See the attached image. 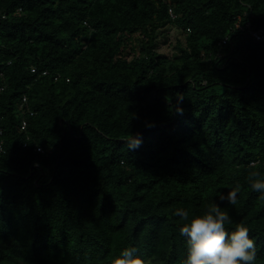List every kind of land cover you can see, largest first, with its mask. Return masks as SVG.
Wrapping results in <instances>:
<instances>
[{
	"label": "trees",
	"instance_id": "obj_1",
	"mask_svg": "<svg viewBox=\"0 0 264 264\" xmlns=\"http://www.w3.org/2000/svg\"><path fill=\"white\" fill-rule=\"evenodd\" d=\"M248 21L264 26V0H0V264H111L132 246L182 264L175 210L214 199L264 264V43ZM236 184L235 205L218 199Z\"/></svg>",
	"mask_w": 264,
	"mask_h": 264
},
{
	"label": "clouds",
	"instance_id": "obj_2",
	"mask_svg": "<svg viewBox=\"0 0 264 264\" xmlns=\"http://www.w3.org/2000/svg\"><path fill=\"white\" fill-rule=\"evenodd\" d=\"M182 100L183 95H177V103ZM176 112L182 114L183 109L178 107ZM125 142L128 150L138 149L143 142L142 135L129 132V138ZM250 187L264 200V179L251 181ZM240 191V185L236 184L226 194L220 192L218 199L235 205ZM174 214L183 222L179 234L186 239V255L182 264H254L257 257L256 238L250 235V230L244 223L229 228L233 224L232 217L215 199L200 213H190L184 208H178ZM111 264L146 262L138 248L132 246L120 250Z\"/></svg>",
	"mask_w": 264,
	"mask_h": 264
},
{
	"label": "built area",
	"instance_id": "obj_3",
	"mask_svg": "<svg viewBox=\"0 0 264 264\" xmlns=\"http://www.w3.org/2000/svg\"><path fill=\"white\" fill-rule=\"evenodd\" d=\"M170 14L172 16V18L176 17V14L174 13L173 9L170 8ZM236 28L241 29L242 31H245L246 33H248L255 42L258 43H264V26L259 27L258 29H252L251 28V22L248 21L245 24H242L241 22H238L236 24ZM226 40H224L225 42ZM26 100V98H24V101ZM1 120V117H0ZM26 125V120L23 119V128ZM0 150H2V145L0 144ZM39 150H41V148H39Z\"/></svg>",
	"mask_w": 264,
	"mask_h": 264
},
{
	"label": "rangeland",
	"instance_id": "obj_4",
	"mask_svg": "<svg viewBox=\"0 0 264 264\" xmlns=\"http://www.w3.org/2000/svg\"><path fill=\"white\" fill-rule=\"evenodd\" d=\"M162 32L164 34L162 35V43L159 47V51L168 56L174 52V42L176 41L177 35L181 34V31L177 30V27L172 25V26H168ZM165 34L166 36H168L167 42H164Z\"/></svg>",
	"mask_w": 264,
	"mask_h": 264
}]
</instances>
